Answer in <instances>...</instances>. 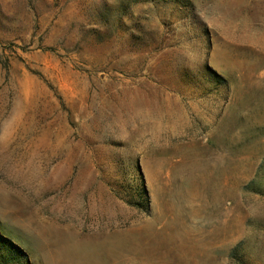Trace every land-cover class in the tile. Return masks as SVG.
<instances>
[{"label":"rangeland","instance_id":"1","mask_svg":"<svg viewBox=\"0 0 264 264\" xmlns=\"http://www.w3.org/2000/svg\"><path fill=\"white\" fill-rule=\"evenodd\" d=\"M0 239L264 264V0H0Z\"/></svg>","mask_w":264,"mask_h":264},{"label":"trees","instance_id":"2","mask_svg":"<svg viewBox=\"0 0 264 264\" xmlns=\"http://www.w3.org/2000/svg\"><path fill=\"white\" fill-rule=\"evenodd\" d=\"M0 241H1V239H0ZM5 243V242H4ZM5 245V244H4ZM8 247L10 248V249H13V251L12 250H9L10 252L12 251V253H15V254H17L18 255V249L15 247H13L12 245H8ZM17 251V252H16ZM24 261L22 262V264H28L27 263V261H26V259L24 258L23 259ZM6 263V262H5Z\"/></svg>","mask_w":264,"mask_h":264}]
</instances>
